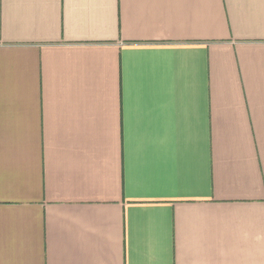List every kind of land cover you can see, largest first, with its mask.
<instances>
[{
  "label": "crops",
  "instance_id": "0c3cea01",
  "mask_svg": "<svg viewBox=\"0 0 264 264\" xmlns=\"http://www.w3.org/2000/svg\"><path fill=\"white\" fill-rule=\"evenodd\" d=\"M0 264H264V0H0Z\"/></svg>",
  "mask_w": 264,
  "mask_h": 264
}]
</instances>
